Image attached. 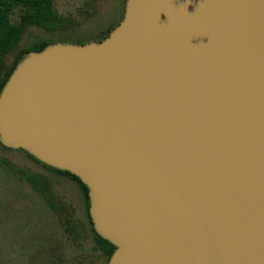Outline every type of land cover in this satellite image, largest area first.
I'll return each mask as SVG.
<instances>
[{
  "label": "water",
  "instance_id": "1",
  "mask_svg": "<svg viewBox=\"0 0 264 264\" xmlns=\"http://www.w3.org/2000/svg\"><path fill=\"white\" fill-rule=\"evenodd\" d=\"M118 23L21 58L0 144L86 185L107 264H264V0H126Z\"/></svg>",
  "mask_w": 264,
  "mask_h": 264
},
{
  "label": "trees",
  "instance_id": "2",
  "mask_svg": "<svg viewBox=\"0 0 264 264\" xmlns=\"http://www.w3.org/2000/svg\"><path fill=\"white\" fill-rule=\"evenodd\" d=\"M71 24V19L56 10L54 0H0V92L16 64L26 53L38 52L49 44L57 43L47 39H31L21 46L29 29L37 28L53 33L68 28ZM22 152L48 171L75 183L83 201L82 218H79L71 203L56 195L52 179L7 163L9 175L37 193L58 220L57 231L41 233L42 239L34 246L33 254L28 255V261L32 263L35 260L36 264H97L99 259H103L104 264H107L115 246L102 239L94 230L89 215L86 185L69 172L49 167L25 151ZM89 241L91 245L88 249ZM89 251L93 255L97 254L98 258L91 260Z\"/></svg>",
  "mask_w": 264,
  "mask_h": 264
},
{
  "label": "rangeland",
  "instance_id": "3",
  "mask_svg": "<svg viewBox=\"0 0 264 264\" xmlns=\"http://www.w3.org/2000/svg\"><path fill=\"white\" fill-rule=\"evenodd\" d=\"M126 0H54L55 8L71 19V26L58 32L31 28L21 46L31 39H47L57 43L86 44L100 42L124 15ZM7 163L52 179L53 189L62 200L70 202L82 218L83 201L75 183L48 171L18 149L0 144V264H36L28 261L41 233L58 230V220L37 193L7 172ZM90 240V239H89ZM34 243V244H33ZM91 242L88 243V249ZM98 255L89 251L91 260ZM97 264H104L99 259Z\"/></svg>",
  "mask_w": 264,
  "mask_h": 264
},
{
  "label": "flooded vegetation",
  "instance_id": "4",
  "mask_svg": "<svg viewBox=\"0 0 264 264\" xmlns=\"http://www.w3.org/2000/svg\"><path fill=\"white\" fill-rule=\"evenodd\" d=\"M104 38H105V37H104ZM104 38H103V39H104ZM103 39H102V40H103ZM100 41H101V40H100ZM98 42H99V41H98Z\"/></svg>",
  "mask_w": 264,
  "mask_h": 264
}]
</instances>
